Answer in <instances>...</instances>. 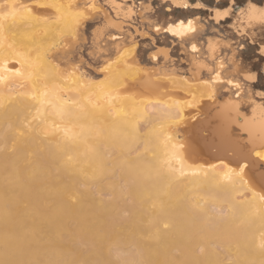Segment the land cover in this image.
<instances>
[{"label":"bare ground","instance_id":"1","mask_svg":"<svg viewBox=\"0 0 264 264\" xmlns=\"http://www.w3.org/2000/svg\"><path fill=\"white\" fill-rule=\"evenodd\" d=\"M111 1L131 13L127 0ZM86 9L105 17L93 36L110 70L102 85L48 52ZM121 27L98 0H0V264H264V103L250 85L244 94L255 73L221 54L228 40L208 38L206 58L192 42L191 82L211 89L209 100L189 117L180 102L152 115L119 94L131 66ZM150 75L136 84L161 86ZM219 83L230 88L222 100L209 89ZM116 172L125 183L108 181Z\"/></svg>","mask_w":264,"mask_h":264},{"label":"rangeland","instance_id":"2","mask_svg":"<svg viewBox=\"0 0 264 264\" xmlns=\"http://www.w3.org/2000/svg\"><path fill=\"white\" fill-rule=\"evenodd\" d=\"M139 1L140 0H135V13L133 17L129 20H125L124 16H127L125 15V12H116L114 3L111 0H98L99 5L107 9L108 13H110L115 20L120 21L122 23V27L125 25V29L131 34H129L130 39H128L123 45L124 49H122V56H126V61L130 63L132 67L130 66V68L124 72L123 81L121 82L122 84L118 87L120 95L128 98L129 100L134 99L139 102H144L148 105L147 107H150L149 111H151L152 115H154L157 105L165 104L166 102L171 104L174 103L176 105L177 102H180V104H182L187 110L186 117H189L193 112H197V110H199L197 108L203 105L200 104V106H196V101L198 99H203L202 101L204 102L209 100V98H207V94L211 91L210 87L217 92V95L215 96L216 98H220L221 100L224 99L223 97H226L230 91V88L227 87L225 83H219L218 85L214 84L213 86L210 85V90H208L204 89V87L196 86V84L193 85L191 82L192 71H190V67L192 63L190 58L192 54L189 51V45L192 42L199 44L201 50L198 53L197 58H206L207 53L205 52V49L208 38L217 36L219 39L228 40L235 47V60H237L242 70L251 69L256 71L258 79L250 82L249 84L246 83L247 85L244 84V94L247 93L248 85H250L254 96L260 100L261 103H264V96L261 95V93H264V57L257 55L255 46L247 44L243 37L239 36V38H237V34H235L234 29L228 24V22L225 23L222 21L219 28H217L216 21H210V19H213L211 17L210 8H175L172 12H167L165 10V4L162 3L161 0H150V3L149 0H142V4H139ZM223 3H225V0H222V4ZM142 5L147 6V8H145V10H147L143 14L139 10ZM42 6L48 7L47 4ZM93 11H95V9H93ZM93 11L86 9V12H78L76 17L78 25L74 28L72 27V29H63L62 31L64 32H61L62 35H58L59 38L56 37L55 43L54 41V44L52 42L49 43V45L51 44L49 47L46 42V46L47 48L49 47L48 52H51L50 54H52L55 62H58V66L61 68H66L68 65L77 67L78 71L83 73L90 82L96 85H102L109 82L108 77L110 75V70H102L101 66L103 61L100 59L101 57L97 58V54H93L95 51L94 49H96L93 42V36L96 30L104 25L105 17L104 15L96 14V12L94 13ZM188 18L194 19L193 24L198 30H195L194 35L190 36V34L184 39H178L174 35L171 36V34L166 31L153 30V25L155 24L165 26L169 22H175L179 19L186 20ZM121 31L124 30L122 29ZM121 33L123 34V32ZM69 40L76 41L77 44L72 41L71 43L73 44H71ZM240 42H243L244 44L242 49L237 48V45ZM126 44H130L131 46L133 44L134 45L132 47L129 45L128 48ZM66 45H68L69 48ZM221 47L220 52H223L225 58L231 56L232 47H230V45L227 47L225 45H221ZM125 49H128V51L126 50V53L124 52ZM154 54H158L159 59L157 61L153 60ZM190 63L191 65H189ZM123 66L124 64L120 62L117 63L116 67L119 69ZM165 70L167 73H164L166 72ZM155 71H158L157 74ZM173 71L176 73L174 72L173 74ZM147 75H150L155 80L160 81L162 83L161 86L156 88L145 84H136L137 80ZM202 76H207V73L204 71ZM207 87L208 86H206V88ZM141 122L143 126L142 132L146 134L148 121L146 122V120L142 119ZM173 127L175 135L178 138L185 140L186 135L183 132V127L185 126L180 125V122L176 120ZM142 135L144 134H141V136ZM142 139L143 138H141L139 143L136 144L137 146L134 147L132 155L138 153L139 151L142 152ZM183 148L190 152L188 153L190 154L191 161L192 159L194 160L195 158L191 155L192 149L188 146H184ZM116 155L117 153L113 154L111 157ZM199 160L201 159H195L194 161ZM119 171L120 170H118V172ZM118 172H116L117 176ZM117 176H110L108 181L115 178L117 179L116 182L125 183L124 179ZM105 181H107V179L104 180V182ZM105 195L107 196H104V194L101 196L112 197V194L111 196L110 194ZM129 199L130 198H128V200Z\"/></svg>","mask_w":264,"mask_h":264},{"label":"crops","instance_id":"3","mask_svg":"<svg viewBox=\"0 0 264 264\" xmlns=\"http://www.w3.org/2000/svg\"><path fill=\"white\" fill-rule=\"evenodd\" d=\"M148 1V0H147ZM146 1V2H147ZM162 3L165 4V10L167 12H172L175 8H185L184 6L182 5H176L172 0H161ZM188 2V5L189 7H192L194 9H202V8H210L211 9V14H212V18L217 21L215 19V11L216 10H223L224 8V4H222V0H211V1H206V0H186ZM133 2V3H132ZM230 3H235L237 6H236V9H235V14L232 15L231 17V21H228V24L234 29V32L235 34H237V38L240 37H243L245 39V42H247V44H251V45H254L255 48H256V54L257 55H261L262 57H264V52L262 51V49H264V43H262V41H264V24L262 23H258V24H255L253 26L251 25H248L245 18L243 19L244 20V23L239 25V28L237 29L235 27V22H236V16H240V7L244 6L242 3L239 2V0H229ZM143 1L140 0L139 1V4H142ZM149 3H150V0H149ZM201 5L200 7H196L195 5ZM210 4V5H208ZM127 5H130L131 7V13L130 14H125L127 16H124L125 20H129L130 18L133 17L134 15V7H135V0H127ZM151 6V4H150ZM208 6H211V7H208ZM187 7V8H189ZM257 7H264V5H257ZM145 8H147L146 5H142L139 10L141 11V13L143 14L144 12H146ZM239 12V13H238ZM221 22L224 21V18L221 17L220 18ZM243 25V27H242ZM245 27V28H244ZM122 29L124 30L123 31V34H125V36H128L129 37V32L125 29V25H123ZM243 29V30H242ZM140 31V29H139ZM122 34V35H123ZM241 34V35H240ZM131 35V34H130ZM232 47V53H234V50H235V47L229 43L228 45H225L226 47L229 46ZM221 54H223V52H221ZM252 73H255V75L257 76V73L256 71H253L251 69H249Z\"/></svg>","mask_w":264,"mask_h":264},{"label":"snow or ice","instance_id":"4","mask_svg":"<svg viewBox=\"0 0 264 264\" xmlns=\"http://www.w3.org/2000/svg\"><path fill=\"white\" fill-rule=\"evenodd\" d=\"M240 3H242L244 6L240 7V16H237L235 27L238 29L239 25L244 23L243 17H247L249 21L253 20H259L262 24H264V7H257V5H264V0H239ZM196 7H200L201 5L197 4ZM235 3H230L229 0H225L224 8L222 11L216 12V26L219 28V25L221 23L220 18L223 17V22L231 21L232 15L235 14L236 9ZM185 8L189 7V5L185 4ZM192 20H179L174 23V25H169L165 31L172 33L174 36H184L187 32H195V28L192 27ZM185 24L187 27H185ZM156 31H160L159 28L156 29ZM117 37H112V39H116ZM94 42V41H93ZM264 43V41H262ZM244 47L243 42L239 43L237 45L238 49H242ZM192 48L195 50L196 45L193 44ZM264 50V49H262ZM247 80L255 81L258 79V77L254 74H250L247 78ZM229 83H232L229 81ZM237 88H239V85H236ZM237 96L240 95L239 91L236 93ZM262 96H264V93H261ZM257 155H260L257 153ZM264 198V197H262Z\"/></svg>","mask_w":264,"mask_h":264},{"label":"water","instance_id":"5","mask_svg":"<svg viewBox=\"0 0 264 264\" xmlns=\"http://www.w3.org/2000/svg\"><path fill=\"white\" fill-rule=\"evenodd\" d=\"M208 7H211V6H208ZM211 17H212V14H211ZM210 21L212 22V21H214V19H210ZM241 43V42H240Z\"/></svg>","mask_w":264,"mask_h":264}]
</instances>
